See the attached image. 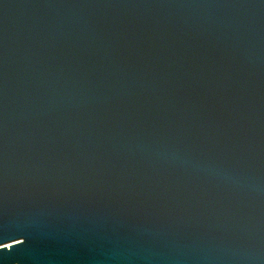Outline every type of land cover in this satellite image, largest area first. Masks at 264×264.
<instances>
[{
	"label": "water",
	"instance_id": "1",
	"mask_svg": "<svg viewBox=\"0 0 264 264\" xmlns=\"http://www.w3.org/2000/svg\"><path fill=\"white\" fill-rule=\"evenodd\" d=\"M0 264H264V0H0Z\"/></svg>",
	"mask_w": 264,
	"mask_h": 264
},
{
	"label": "bare ground",
	"instance_id": "2",
	"mask_svg": "<svg viewBox=\"0 0 264 264\" xmlns=\"http://www.w3.org/2000/svg\"><path fill=\"white\" fill-rule=\"evenodd\" d=\"M9 245H6L5 247H8Z\"/></svg>",
	"mask_w": 264,
	"mask_h": 264
}]
</instances>
